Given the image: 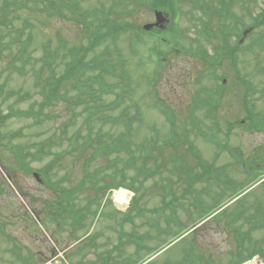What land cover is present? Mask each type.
I'll return each instance as SVG.
<instances>
[{
	"label": "rangeland",
	"instance_id": "374dc122",
	"mask_svg": "<svg viewBox=\"0 0 264 264\" xmlns=\"http://www.w3.org/2000/svg\"><path fill=\"white\" fill-rule=\"evenodd\" d=\"M131 1L141 6L133 4L120 6L122 4L120 2L116 9L110 10L108 14L102 6L106 12V16L104 13L102 16L114 23L125 20L141 27L145 23L155 21L154 12L147 8L148 0L145 1L146 3L140 0ZM257 2L259 6L264 7V0H257ZM103 3L108 4V0H84L81 6L85 9L100 8ZM177 5L178 14L176 16L168 11L170 24L165 32H145L139 37L136 34L139 28H134L136 31H124L116 37L108 38L96 50V54L107 56L110 51L112 54L109 57L114 58L117 52H120L128 61V70L134 86L131 107L133 108L135 104L140 114V119L131 129L134 140L143 142L152 138L159 149H162L165 144L159 156L158 153L155 156L157 162H162L157 176L141 184L142 187L135 186L136 189L140 188L136 193V198L140 201L135 204L134 208L132 204L127 212H118L113 206L114 203L111 204L107 197L106 193L109 188L105 195L99 192L101 198L97 197V191H93L90 187L95 188L96 186L95 181L92 180V184L91 182L86 183L88 193L83 195L81 204L85 205L86 200L97 197V203L92 204L91 210L100 208L102 213H97L95 217L88 213L83 215L81 223H84L85 227L72 226L69 223L71 219L66 215L63 219L68 221V224L62 227H51L53 230L44 231L41 226H38L37 214L44 217L45 203L52 201L55 194H53L49 179L42 171L47 169L52 181L59 180L67 186L69 184L77 186L85 175L87 181H90L92 176L100 178L97 172L98 167H102L103 172L106 173L115 172L114 167L107 166L108 160L113 156L88 163L87 157L91 154L90 150L85 151L83 157L76 153L77 147L83 141L81 136L85 128H92L93 134L89 138H96L101 124H96V128L88 124L85 127L80 118L77 120L79 124L65 134L62 132L63 123L70 120L66 112L61 111L67 107L65 103H57L56 108L50 107V120L46 119L41 126L33 125L31 130L27 127L32 121L26 120L24 116H12L0 126L4 140L10 139L16 144L28 145L25 143L28 138L17 137V134L24 133L37 143L54 138V144L57 142L61 144L50 148V155L42 161L34 159L29 161L30 168L41 173L42 182L33 176V172L16 171L15 156L6 147L1 146L0 264H118L119 261H121L120 264H148L150 262L179 264L181 261L188 264V253L183 250L192 245L190 243L193 240L196 242V246L193 247L194 252L203 258L204 264L207 262L226 264L232 259L229 256L234 255L233 244L230 234L226 233L227 225L224 223L227 218L231 221L228 215H216L217 218L205 224L208 228L199 226L194 235L190 234L185 239L175 240L172 232L173 229L179 228L180 222L186 225L184 230L190 229L197 224L199 218L203 219L205 213L211 211L213 206L225 203L226 199L235 192L241 193L251 187L248 191L251 196L249 197L248 194L245 196L249 199L246 201L249 206L253 205L257 192L259 197L264 199V182L252 183L256 178L257 181L264 179L257 173L260 169L264 170V140L255 143L254 137L258 139L262 137H247L243 128L237 123L244 114L241 98L242 86L234 79L237 71L231 65L232 61L224 59L218 67H215V72H212L206 58L200 55L203 53L197 46L213 55L214 47L221 46L218 35L214 34V38L206 39L208 33L205 30L207 29L199 28L198 21H196L202 13L199 9L191 12L193 5L188 0L183 2L179 0ZM25 18L29 19V16ZM45 18L43 21L31 19L34 26L32 25L30 31H33L35 36L33 46H31L34 50L33 57L37 58L43 54L41 48L48 40L52 46H57L60 39H67L68 47H70L76 46L74 44H78V40L84 38V26L69 20L64 21V17L61 16ZM21 22L24 23V18H17L14 22L15 28L22 27ZM214 28L219 30L217 23L214 24ZM2 31H6L5 27H0V32ZM200 31L203 33L200 34ZM260 32L261 29H258L253 37H248L245 42L251 44L252 40L257 38L256 34L261 35ZM176 33L179 36L177 44H174L172 40ZM239 37V33L235 34L230 37V42L238 41ZM132 40L138 42L136 46L132 45ZM171 43L173 45H170ZM174 46L182 48H179V52H175ZM249 47H242L243 50L239 53L235 63L240 69L241 76L252 83L254 90L255 87L259 90L250 96V101L256 111L264 113V46L259 50L256 48V53L247 51ZM4 52L3 55H6L7 51ZM5 64V61H0V69L5 67ZM29 68L31 70V66ZM57 70H61V65L57 66ZM224 77L228 78L225 83L223 82ZM34 80L30 72L21 75L11 69L3 70L0 76V82L6 83L7 91H30L34 100H41ZM221 84L222 94L218 96L214 110L200 105L201 99L206 100L209 87L217 89ZM260 91L262 93H259ZM111 99L113 95H105L102 101ZM12 100L8 99L4 102L3 97L0 98V108L3 112L7 111L10 104H13L15 108L26 109L30 103V101H24L20 104L16 102V99ZM72 104L76 102L72 101ZM85 108L86 106H82L77 110L84 112ZM121 109H123L122 106ZM118 111L119 109L115 112ZM214 117L218 118L221 123L217 129L212 125ZM254 118L260 119L261 117L255 116ZM196 123H199V127ZM228 123L231 124V128L228 127ZM80 124L79 131H77ZM104 132L111 134L114 129L110 125H105L102 133ZM186 134L193 141L198 158L192 156L183 144L172 146L174 136L177 138L179 135L180 138ZM217 140L229 148L222 150L221 145L213 144ZM174 149L175 151L180 149L189 155L186 158V162L189 163L187 168L185 166L181 169L176 168L170 161L171 152ZM219 150H222L221 153ZM58 157L60 158L55 161ZM201 162H204L203 166ZM150 164L151 168H155V161ZM199 164L203 168L206 179L197 178V172H202ZM133 175L134 172L131 170L127 177ZM98 184H101L100 181ZM136 185L139 186V183ZM243 195L245 194L234 199L235 203L231 205L229 211L235 212L242 207L241 201L237 204L236 202ZM181 196L185 198L180 200ZM230 203L232 202L228 204ZM229 215L233 216L232 213ZM63 219L54 218L53 222L60 223ZM56 223L53 225L56 226ZM232 229H230L231 233ZM45 233L51 237L53 234V241L47 239ZM59 237L60 243L57 240ZM83 237H86L85 240L82 239ZM260 237L264 238V229L261 230ZM115 246L117 247L114 250L112 261L110 260L109 263V259L103 260L104 251L107 255L109 253L107 250ZM14 247L17 249L14 250ZM262 251L264 252V246ZM206 258L210 260L207 261ZM242 260L244 261L245 257ZM113 261L117 262L113 263Z\"/></svg>",
	"mask_w": 264,
	"mask_h": 264
},
{
	"label": "trees",
	"instance_id": "16d2710c",
	"mask_svg": "<svg viewBox=\"0 0 264 264\" xmlns=\"http://www.w3.org/2000/svg\"><path fill=\"white\" fill-rule=\"evenodd\" d=\"M82 1L84 0H1L0 27H5L6 31L0 32V61H5L6 66L0 69V75L3 70L10 69L21 75L30 72L35 78L34 85L41 100H34L30 91L19 92V94L9 91L7 96H13V92L14 95L18 94V103L24 101H30V103L26 109L15 108L11 104L7 109L8 112L3 114L0 109V126L12 116H24L26 120L35 123L27 122V128L31 130L33 125L41 126L46 119L50 120V107L56 108L57 103H65L67 107L61 111L66 112L70 118L66 123H63L62 132L65 134L79 124L77 120L80 118L83 120L82 124L85 127L88 124L96 128V124H101L98 128L99 131L96 133V138H89L93 134V129L90 127L85 128L81 138L83 141L86 140L82 141L77 147L76 153L83 157L85 151L90 150L91 154L87 157L88 163L113 156L108 160L107 166L114 167L113 171L115 172L106 173L103 172L102 167H98L97 172L100 178L92 176L91 180L87 181L85 175L77 186H71L69 183L67 186L59 180L52 181L50 172L44 169L43 173L49 179L53 194H55L53 200L47 201L43 208L44 216L48 214L43 219L44 222L46 219L48 222H53L54 218L61 220L66 215L69 219L74 220L83 217L86 213L94 212L91 210V206L93 203H97L98 195L92 200H86L85 205L81 204L82 198H84L83 195L88 193L86 183L90 184L91 182L92 184V180L95 181L96 185L95 188L90 186L93 191L98 190L103 193L109 186L127 184L125 181L129 179L127 178L128 170L133 168L137 171L134 176L136 178L134 180L130 178L128 183L133 185V181L140 179L143 184L147 178L150 179L159 171L162 162H157L155 156L157 153L159 156L165 148V144L162 149L157 148L152 138L148 141L137 142L132 137L131 129L134 123L140 119V114L135 104L133 108L131 107L134 86L128 70V61L120 52H117L116 58L109 57L112 54L110 51L108 52L109 56L96 54V50L108 38L116 37L124 31H136L134 28H139L136 33L139 37L145 33L141 26L125 20L114 23L103 17L102 14L104 13L106 16L105 13L108 14L110 10H115L120 2H122L120 6L133 4L139 7L141 5L131 0H108V4L103 3L100 8L85 9L81 6ZM140 1L146 3V0ZM183 1L180 0V2ZM177 3H179V0H148L147 8L150 10L166 9L176 16L178 14ZM102 6L106 12L102 9ZM21 12L23 13L21 18H24V23L21 22L22 27L17 29L14 22ZM25 16H29V19H26ZM57 16L66 17L67 20L71 18L70 21L76 24L82 23L84 25V38L78 40L79 43L74 44L76 46L70 47H68L67 39H60L57 46H52L50 40H48L41 48L43 54L37 58L33 57L34 50L31 49V46H33L35 36L33 31H30L32 25L34 26L31 19L43 21L45 17L51 19ZM28 29L29 31H27ZM134 42L136 41H131L132 44ZM179 48L182 47L174 46V51L179 52ZM225 48L226 46H222V48L215 47L216 55H222ZM4 51H7L6 55H3ZM215 60L216 58H209L210 62L215 63ZM18 63L20 64L18 65ZM34 63L37 65H33ZM59 65H61L60 71L57 70ZM30 66L32 71L29 70ZM4 90L5 84L2 83L0 85V95ZM105 95H113V99L102 101ZM72 101H75L76 104L73 105ZM202 104L204 105V99ZM82 106H86L85 111L79 112L77 109ZM121 106L123 109H121ZM117 109L119 111L116 113ZM109 110H111L110 113ZM105 125H110L114 132L111 134L110 132L102 133ZM80 126L81 124L77 131H79ZM17 137L20 139L28 138L25 140L28 145H19L10 139L4 140L0 128V148L1 146L8 148L15 156L16 171L31 172L32 169L29 165L31 159L29 157L42 161L50 155V148L61 144V142L54 144V138L37 143L28 134L24 133L17 134ZM172 140V146L183 144L189 149L192 156L197 155L196 148L187 134L180 138L179 135L177 138L174 136ZM169 144L170 142L167 143V146ZM181 154L180 149H176V151L174 149L171 152L170 161L174 162L183 158L184 155ZM123 156L126 158H123ZM153 161L157 165L155 169L149 167ZM99 181L101 184H98ZM72 220H69V222ZM57 224L59 226L60 223L57 222ZM61 224L66 225L68 221Z\"/></svg>",
	"mask_w": 264,
	"mask_h": 264
},
{
	"label": "bare ground",
	"instance_id": "6f19581e",
	"mask_svg": "<svg viewBox=\"0 0 264 264\" xmlns=\"http://www.w3.org/2000/svg\"><path fill=\"white\" fill-rule=\"evenodd\" d=\"M243 111H244V114L242 115L243 117L239 120V125L243 128V132L246 133L247 137L259 136V137L264 138V113L256 111L255 107L252 104L246 105L245 109ZM255 116L261 117V118L260 119H255L254 118ZM245 148H246V146H245ZM123 158H126V157L123 156ZM155 168H157L156 164H155ZM155 168H153V169H155ZM260 170H263V169H260ZM121 176H123V175L121 174ZM150 179L147 178L146 180L149 181ZM120 187H121V185H116L112 192H115V193L120 192ZM121 193L122 192H120L119 194H121ZM97 195H101V194H99V192H97ZM184 198H185V196H181L180 200H183ZM94 211L96 213H99V212L102 213V210L100 208H98V209L96 208ZM116 247L117 246H115L111 250H107V251H109V253H107V255L105 253L106 251H104L103 260L109 259V263H110V260L112 261V259H113V254H114V250L116 249ZM187 248L190 251H194L192 245H189ZM113 263H115V261H113Z\"/></svg>",
	"mask_w": 264,
	"mask_h": 264
},
{
	"label": "water",
	"instance_id": "95a60500",
	"mask_svg": "<svg viewBox=\"0 0 264 264\" xmlns=\"http://www.w3.org/2000/svg\"><path fill=\"white\" fill-rule=\"evenodd\" d=\"M157 19L158 21L155 24H147L145 26V28L150 29L152 28L154 25H160L162 22L166 21V18L162 16V13L157 12ZM162 26V25H161Z\"/></svg>",
	"mask_w": 264,
	"mask_h": 264
}]
</instances>
